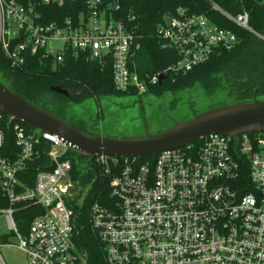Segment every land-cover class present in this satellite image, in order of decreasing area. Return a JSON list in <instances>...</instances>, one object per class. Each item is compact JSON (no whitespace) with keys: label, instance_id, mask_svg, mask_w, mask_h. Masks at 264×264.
Returning <instances> with one entry per match:
<instances>
[{"label":"built area","instance_id":"2783aa9c","mask_svg":"<svg viewBox=\"0 0 264 264\" xmlns=\"http://www.w3.org/2000/svg\"><path fill=\"white\" fill-rule=\"evenodd\" d=\"M66 3L69 13L63 15L58 10ZM118 8L104 0H0V55L13 70L35 57L57 64L69 54L101 63L111 59L116 90L142 96L161 75L187 73L239 43L234 31L179 8L157 27L176 62L143 77L134 62L140 45L116 19ZM214 9L250 30L246 11ZM20 123L12 125L16 147L7 148L8 126L0 114V215L26 264H79L83 257L72 241L68 206L73 164L67 155L73 150L58 136ZM194 142L153 160L94 159L112 174L115 198L112 205L91 208L105 264H264V132ZM43 157L49 164L29 187V164ZM22 206L43 210L26 234L15 220ZM0 264H6L1 255Z\"/></svg>","mask_w":264,"mask_h":264},{"label":"trees","instance_id":"16d2710c","mask_svg":"<svg viewBox=\"0 0 264 264\" xmlns=\"http://www.w3.org/2000/svg\"><path fill=\"white\" fill-rule=\"evenodd\" d=\"M105 4L118 6L116 19L123 22L132 31L140 50L134 59L136 70L143 77L162 73L177 60L176 53L163 47L157 36V27L166 17L173 16L179 8L190 14L204 15L218 25L234 31L239 36V43L231 50H223L210 61L183 74H167L156 85L148 86L145 95L161 96L176 93L188 88L199 87L208 96H212L226 85L232 87L236 95L235 102L252 100L256 92L264 96V0H104ZM66 3L58 12L68 15ZM214 6L230 15L243 11L249 14L250 30L239 28ZM0 81L30 104L45 109L62 118L76 129L85 132L78 124L66 120L65 107L68 103H80L89 98L136 95L133 92H119L113 83L112 60L91 61L85 55L66 56L63 63L57 64L52 59L33 58L19 69H11L8 61L0 55ZM60 87L67 96L51 91ZM7 128L6 147L14 149L15 139L12 131L14 122L4 115ZM20 123V122H18ZM22 124V123H20ZM196 146L202 140L194 142ZM73 164V188H80L72 193L68 206L72 211L74 226L73 244L83 260L79 264H105L104 248L97 233L91 226V208L109 206L115 203L110 182L112 174L106 173L103 165H90L88 158L70 151L67 155ZM155 156L142 158L141 161L153 160ZM120 161L123 159L119 158ZM48 157L36 159L29 164V187L39 169L47 167ZM72 191V189H71ZM42 208L27 206L15 212L19 230L26 234L33 218L42 214ZM9 235L0 237V242L9 241Z\"/></svg>","mask_w":264,"mask_h":264},{"label":"water","instance_id":"95a60500","mask_svg":"<svg viewBox=\"0 0 264 264\" xmlns=\"http://www.w3.org/2000/svg\"><path fill=\"white\" fill-rule=\"evenodd\" d=\"M164 79L165 76L161 75L159 83ZM51 91L67 96V92L60 87H52ZM0 114L7 116L10 122H21L31 129L58 136L79 156L88 158L85 161L87 165L100 156L149 157L167 149L179 148L205 139L210 135L237 137L243 133L264 132V100L256 97L250 101L209 108L194 115L191 120L173 121L172 127L161 133H146L139 138L104 137L80 131L62 118L30 104L1 81ZM52 169L53 167L47 170Z\"/></svg>","mask_w":264,"mask_h":264},{"label":"rangeland","instance_id":"374dc122","mask_svg":"<svg viewBox=\"0 0 264 264\" xmlns=\"http://www.w3.org/2000/svg\"><path fill=\"white\" fill-rule=\"evenodd\" d=\"M231 89L230 85H226L212 96H208L199 87H193L161 96L142 95L137 98V95H122L89 98L80 103H68L65 107V117L68 122L81 123L88 129L94 128V135L139 138L146 133H161L172 127L173 121H188L209 108L234 103L236 95ZM257 99L264 100V96H258ZM136 101L141 102L142 108L135 106ZM73 185L71 196L80 190L75 189L76 186L73 188ZM4 235H9L10 242V245L0 242V255L5 263L26 264V256L15 246L18 241L8 232L5 218L0 215V237Z\"/></svg>","mask_w":264,"mask_h":264},{"label":"flooded vegetation","instance_id":"af4514ba","mask_svg":"<svg viewBox=\"0 0 264 264\" xmlns=\"http://www.w3.org/2000/svg\"><path fill=\"white\" fill-rule=\"evenodd\" d=\"M136 97L139 98L140 96H136ZM253 97L258 98V95L256 94V92L253 94ZM137 100H138V99H137ZM136 105H138V106H140V107L142 108V104H141L140 101H136L135 106H136ZM78 126H80V127L86 132V133H88V134H90V135H94V128H90V129L85 128L84 126H82L81 123H79Z\"/></svg>","mask_w":264,"mask_h":264}]
</instances>
